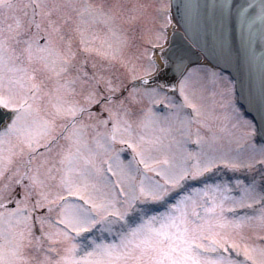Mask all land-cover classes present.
Returning <instances> with one entry per match:
<instances>
[{
	"label": "rangeland",
	"instance_id": "rangeland-1",
	"mask_svg": "<svg viewBox=\"0 0 264 264\" xmlns=\"http://www.w3.org/2000/svg\"><path fill=\"white\" fill-rule=\"evenodd\" d=\"M169 22V0H0V264H264V146L215 68L147 80Z\"/></svg>",
	"mask_w": 264,
	"mask_h": 264
},
{
	"label": "water",
	"instance_id": "water-1",
	"mask_svg": "<svg viewBox=\"0 0 264 264\" xmlns=\"http://www.w3.org/2000/svg\"><path fill=\"white\" fill-rule=\"evenodd\" d=\"M222 4L227 9L221 13L217 8ZM173 5L185 13L181 21L187 33L193 37L197 49L186 40L174 36L168 57L175 64L180 63L181 68L186 63L198 61L200 53L215 63L227 62L229 57H233L243 66L250 64L251 68L253 65L255 69H249L251 74L245 73V82L251 83V88L242 89V95L253 107L259 104L264 109V76L257 70L264 67L260 60L264 55V0H173ZM210 20L217 24L213 25ZM209 26L216 31L209 33ZM229 41L227 52L225 43L227 45ZM237 70L242 69L237 67ZM257 112L263 119L264 132V112ZM3 117L4 113L0 110V122Z\"/></svg>",
	"mask_w": 264,
	"mask_h": 264
}]
</instances>
